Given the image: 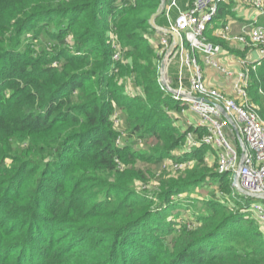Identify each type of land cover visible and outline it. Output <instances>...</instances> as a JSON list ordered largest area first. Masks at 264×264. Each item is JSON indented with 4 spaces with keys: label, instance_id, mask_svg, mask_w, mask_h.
Here are the masks:
<instances>
[{
    "label": "trees",
    "instance_id": "16d2710c",
    "mask_svg": "<svg viewBox=\"0 0 264 264\" xmlns=\"http://www.w3.org/2000/svg\"><path fill=\"white\" fill-rule=\"evenodd\" d=\"M160 2L0 0V264H264L251 199L207 163L209 147L172 152L184 130L149 36ZM232 15L231 0L219 4L209 40L222 43L212 30ZM21 39L39 40L38 53L20 51ZM258 107L264 118V98ZM166 158L195 162L158 192L136 191L139 164L158 171ZM214 178L210 211L177 221L182 195Z\"/></svg>",
    "mask_w": 264,
    "mask_h": 264
},
{
    "label": "built area",
    "instance_id": "2783aa9c",
    "mask_svg": "<svg viewBox=\"0 0 264 264\" xmlns=\"http://www.w3.org/2000/svg\"><path fill=\"white\" fill-rule=\"evenodd\" d=\"M163 1L161 16L167 25L162 27L175 32L177 40L170 53L172 37L167 32H157L161 45L160 61L165 63L166 85L176 94L167 90L160 76L159 85L181 104L176 122L184 130L180 152L208 146L205 160L209 165L215 164L219 174L231 175L233 190L239 188L264 195V118L247 91L251 71H256L264 62V24L249 21L237 34L230 32L229 23L218 27L217 37L239 44L244 50H257V56H225L230 52L209 40L205 33L219 4L228 0ZM183 1L184 6L181 5ZM241 4L257 17L264 15V0H242ZM112 58L114 61L120 59L118 49ZM224 60L236 64L237 69L230 68ZM172 64L176 65L174 75L170 74ZM204 66L213 68L222 77H231L230 91L210 86ZM194 162L192 158L177 160L172 161V166L175 169L189 168ZM257 200L262 202H252L251 199L249 210L260 224H264V199ZM261 229L264 232V226Z\"/></svg>",
    "mask_w": 264,
    "mask_h": 264
},
{
    "label": "rangeland",
    "instance_id": "374dc122",
    "mask_svg": "<svg viewBox=\"0 0 264 264\" xmlns=\"http://www.w3.org/2000/svg\"><path fill=\"white\" fill-rule=\"evenodd\" d=\"M242 0H238V2H241ZM232 6L236 5V0L232 1ZM28 32V31H26ZM24 32V36H29L28 33ZM149 33V32H148ZM44 38L43 40L48 38L47 33H43ZM23 36V37H24ZM149 36L151 38H155V41L157 42L158 39L157 37H159V34L151 32L149 34ZM22 37V38H23ZM33 39L29 40L28 42H26L25 40L21 39L20 45H19V49L22 52H25L26 54L28 53H38V50L41 45L39 40H35L33 41ZM159 50H161V47L159 48ZM126 61V57L125 55L122 54V58L120 59L119 62H125ZM56 62H54L53 64H55ZM264 63L260 64V67L255 71V74H250V78H249V86H248V95L249 98L251 99V101L253 102V104L257 107V110L259 111V107H258V102L259 100H262V98H264V66L261 67V65ZM1 65V63H0ZM171 72L172 75H174L176 73V65L172 64L171 66ZM126 76V75H125ZM123 80V81H122ZM119 84H124L125 87L124 89L127 90V92H132L134 90V86L130 84V82L127 80L126 82V77L121 80H119ZM161 84V83H160ZM174 85V84H172ZM23 148H25L24 145L15 142L14 144L11 145V147H8V149H13L12 151H20L19 155L21 154ZM7 149V148H5ZM173 153H180V146L176 147L173 151ZM23 157H30V153L29 152H25L24 154H22ZM172 159L170 158H166L161 166V168L156 171L155 170V166H151L148 164L145 165H140L141 170H142V176L145 175L144 178L142 179H135L133 184H134V189L138 192H143L146 191L147 193L151 194V193H155L159 191V184L161 183V181L163 180H168V179H178L182 176H184L187 172V170L190 169L189 168H182V169H175L172 166ZM7 163H9V161H7ZM194 164V163H193ZM136 166V165H135ZM13 169V168H12ZM149 169V170H146ZM217 179L214 178L211 183H202V184H198V185H194L191 186L189 188L188 191H186L185 194H183L182 196H185V198H183L182 200H184V202L187 204L185 205V207H182L181 211H178L179 215L181 216L180 218L177 217V221H183V223L187 224L189 223L191 220H195L194 216L192 214V212H196L199 214H204L206 212L210 211V206L208 205L207 201L210 200L211 198H216L215 194H220L219 192H216L217 188L215 187L214 183H216ZM235 195L237 197L243 195L240 192H238V190L234 191ZM237 192V193H236ZM239 194V195H238ZM241 194V195H240ZM262 202L260 200L257 199H252V202ZM176 209L172 212V214L176 213ZM252 215L254 216V214L252 213ZM260 229L262 228V226H264V224H260Z\"/></svg>",
    "mask_w": 264,
    "mask_h": 264
},
{
    "label": "crops",
    "instance_id": "0c3cea01",
    "mask_svg": "<svg viewBox=\"0 0 264 264\" xmlns=\"http://www.w3.org/2000/svg\"><path fill=\"white\" fill-rule=\"evenodd\" d=\"M235 1V0H231ZM233 10V15L230 17L226 18V23L230 24V32L232 34H237L240 31V28L243 24L248 23L249 21H254L256 20L258 23L264 24V15L257 17L255 13L250 10L248 7L243 6L241 2H238L236 0V5L232 6ZM218 28V27H217ZM217 28L212 30V39H219L222 43H219L222 45V47L225 49V51H229L230 55H225V56H235L239 53L236 51L240 50V55L243 56H257V50L256 49H246L244 50L243 48L241 49V46L236 43L232 42H227L226 40L219 38L216 36V30ZM226 41V42H225ZM218 43V42H217ZM225 63H228L226 60H224ZM229 67L232 69H237V65L234 64L233 62L228 63ZM205 76L207 78L208 84L213 87H218L221 90H224L226 92H229L231 89L232 85V79L231 77H222L219 75L218 72H216L213 68L209 66H204L203 67Z\"/></svg>",
    "mask_w": 264,
    "mask_h": 264
},
{
    "label": "water",
    "instance_id": "95a60500",
    "mask_svg": "<svg viewBox=\"0 0 264 264\" xmlns=\"http://www.w3.org/2000/svg\"><path fill=\"white\" fill-rule=\"evenodd\" d=\"M163 7H164V1L161 0L158 8L151 15V17L149 19V24L155 31H157V32H167L172 37V41H171V44H170V47H169V52L171 53L174 50L175 46H176V40H177L176 39V34L172 30L167 29L165 27H162L159 24H157V22H156V19L159 16H161V14H162ZM159 76H160L161 83L164 84L167 87V90L170 93H172V94H176V91L173 88L167 86L166 82L164 80V76H165V63H164V61H160V63H159ZM234 178H236V176ZM237 190L241 194H243V196L249 197L250 199H264V195L251 194V193H248V192H246L244 190H241L239 188H237Z\"/></svg>",
    "mask_w": 264,
    "mask_h": 264
}]
</instances>
